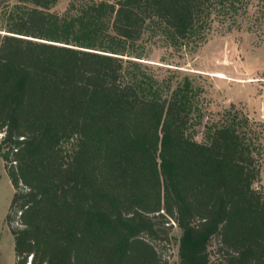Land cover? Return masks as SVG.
I'll use <instances>...</instances> for the list:
<instances>
[{
    "label": "trees",
    "instance_id": "1",
    "mask_svg": "<svg viewBox=\"0 0 264 264\" xmlns=\"http://www.w3.org/2000/svg\"><path fill=\"white\" fill-rule=\"evenodd\" d=\"M52 1L19 0L34 7L0 42L16 264H264L249 117L225 111L197 140L201 90L164 86L141 61L146 32L197 48L221 17L236 25L245 0L103 1L72 21L47 12ZM175 224L178 263L156 245Z\"/></svg>",
    "mask_w": 264,
    "mask_h": 264
},
{
    "label": "rangeland",
    "instance_id": "2",
    "mask_svg": "<svg viewBox=\"0 0 264 264\" xmlns=\"http://www.w3.org/2000/svg\"><path fill=\"white\" fill-rule=\"evenodd\" d=\"M103 1L117 0H53L46 11L61 21H72ZM31 7L34 5L19 0H0V42L12 15ZM236 17L237 24L231 28L230 20L221 17L222 22H215L207 41L197 48L176 49L163 36L148 31L142 40L147 59L141 61L146 73L164 86L174 88L189 79L201 90L200 106L205 116L197 127V140H204L205 123L219 120L225 111L231 116L249 117L248 133L260 144V186L264 188V0H245ZM13 195L14 187L0 151V264H16L15 239L7 222ZM19 225L16 217L13 226ZM181 234L175 224L169 241L156 244L162 256L173 263L179 262Z\"/></svg>",
    "mask_w": 264,
    "mask_h": 264
},
{
    "label": "bare ground",
    "instance_id": "3",
    "mask_svg": "<svg viewBox=\"0 0 264 264\" xmlns=\"http://www.w3.org/2000/svg\"><path fill=\"white\" fill-rule=\"evenodd\" d=\"M218 76H219V77H224V76H223V75H221V74H218Z\"/></svg>",
    "mask_w": 264,
    "mask_h": 264
}]
</instances>
